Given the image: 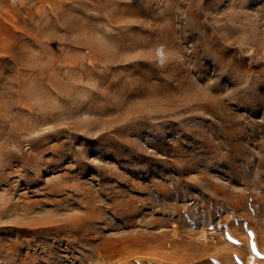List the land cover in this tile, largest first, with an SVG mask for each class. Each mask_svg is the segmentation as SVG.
<instances>
[{
  "label": "rangeland",
  "instance_id": "374dc122",
  "mask_svg": "<svg viewBox=\"0 0 264 264\" xmlns=\"http://www.w3.org/2000/svg\"><path fill=\"white\" fill-rule=\"evenodd\" d=\"M250 256L264 0H0V264Z\"/></svg>",
  "mask_w": 264,
  "mask_h": 264
},
{
  "label": "bare ground",
  "instance_id": "6f19581e",
  "mask_svg": "<svg viewBox=\"0 0 264 264\" xmlns=\"http://www.w3.org/2000/svg\"><path fill=\"white\" fill-rule=\"evenodd\" d=\"M206 237V235H205ZM175 242V241H174ZM160 246V245H159ZM162 246V245H161ZM158 248V247H157ZM181 255V254H180ZM250 255V254H249ZM253 256V255H252ZM252 256L249 257V263L251 264L252 263ZM192 259V258H191Z\"/></svg>",
  "mask_w": 264,
  "mask_h": 264
}]
</instances>
